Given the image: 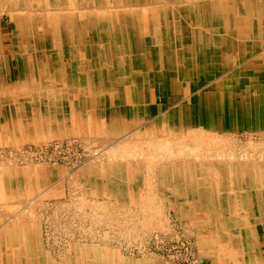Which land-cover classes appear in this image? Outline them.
I'll return each mask as SVG.
<instances>
[{
	"label": "rangeland",
	"instance_id": "rangeland-1",
	"mask_svg": "<svg viewBox=\"0 0 264 264\" xmlns=\"http://www.w3.org/2000/svg\"><path fill=\"white\" fill-rule=\"evenodd\" d=\"M224 7L230 9L227 25L221 17ZM135 16L155 27L157 38L167 46L175 41L174 26H181L189 37L207 36L213 47L221 48L223 34L236 43L232 28L238 26L237 17L248 22L264 19V0H0V85L17 82L18 94L32 96L23 107L42 110L35 119L17 118L19 103L0 96V262L2 256L15 254L12 264H108L101 254L90 261L96 257L92 252L118 249L128 264H219L218 251L208 248L203 237H217L223 230L221 209L210 202L211 208L204 211L196 197L198 216L190 214L185 209L192 201L186 169L174 177L175 165L235 156H242L237 159L241 161L242 149L247 158L258 147L255 156L261 159V121H253L252 130L250 121L241 120L245 114L236 120L224 115L205 123L207 132L199 128L193 134H176L172 123L178 113L172 111L180 110L196 88L190 89L193 75L187 80L179 67L191 64V52L165 67L151 52H107L113 20L123 24ZM90 21L96 24L92 31ZM143 21L140 31L148 36ZM136 31L131 30L132 36ZM76 46L78 52H71ZM226 49L219 58L223 64L235 57L229 56L235 47ZM46 57L59 67H47ZM213 67L202 68L212 75L205 89L231 73L227 67ZM63 68L71 77L65 84ZM166 75L183 88L159 90L163 83L171 84L164 82ZM122 86H145L151 100L138 105L133 97L123 96ZM173 94L179 98L168 101L166 96ZM67 104L77 108L79 124L75 109L66 116L71 119L65 121L67 126L64 115L59 120L54 114L45 118V109L64 110ZM9 123L14 125L6 129ZM236 187L255 198L250 183ZM204 212L207 217H199ZM259 233L264 264V229Z\"/></svg>",
	"mask_w": 264,
	"mask_h": 264
},
{
	"label": "bare ground",
	"instance_id": "bare-ground-1",
	"mask_svg": "<svg viewBox=\"0 0 264 264\" xmlns=\"http://www.w3.org/2000/svg\"><path fill=\"white\" fill-rule=\"evenodd\" d=\"M223 12H226L225 7H224V11H222V14L221 13L219 14H221V17L224 19L227 25L229 24L230 9L226 13ZM237 20H238V26L236 25L237 27L235 26L232 28L233 30L232 34H234L233 35L234 38L236 37L237 42L236 43L233 42L231 38H229L226 34H223L221 48L213 47L210 43V40L208 42L207 36H200V38H198L197 34H194V36L189 37L190 34H185L184 33L185 30L181 28V26L179 28L174 26L173 31H171V33H173V36H175V38H173L175 39V42H173L171 46H167L165 43L163 44L161 42L160 38H157L155 34L156 28L150 27L147 23L143 21V19L138 18V16H135L133 19L127 20L123 24H120L117 20H113L112 27H110L107 31L108 34L109 32L110 35L112 34L111 37L113 36V39L110 37L111 39L110 41L108 40L109 42L107 41L106 48H107V52H114V51L136 52V53L142 51L151 52V56L155 58V60H158V62L162 67L169 65L172 66L174 60H176L180 54L184 55L191 52L190 54L191 64L186 65L183 62L182 64H180L179 67L183 66L182 68H184L185 71L184 74L187 77V80H189V76L193 75L192 77H190V81L192 82L191 84L192 86L190 87V89L195 86L196 88L194 93L192 92V94L190 95L191 98L189 99V101L182 102V106L180 107V110L172 111L173 114L178 113L177 121L172 123V125L174 124L173 129L177 131L176 134L179 135L183 131L185 132L189 131V134L190 132H192L193 134L199 128L204 132H207L206 125L204 124L208 122L212 123L214 117L218 118L225 115L227 119L229 117H234V120H236V117L238 118V116L242 114H245L244 116H247V118L241 117V120L244 119V121L247 122L250 121V128H252L251 126L253 121H258V122L261 121L258 124L259 126H261V128H259L258 130L260 131V130H264V124H262L264 123V55L253 54L255 55L253 56V55H249L250 52L249 53L242 52V54H240L239 57L238 55H236L237 58L234 57L233 55L234 59L231 60L228 64L221 63L222 60L219 61L221 59L220 57L226 55L221 53L222 52L221 50L224 47L237 46L240 49L241 42L244 44L246 40L242 39L241 41H239L238 40L239 37H243L244 35L247 36L246 33L249 30H252L251 28L257 27L256 25L251 26V24L248 23L246 18L237 17ZM142 21L145 23L144 24L145 31L148 32V36L145 34L144 31L142 32L140 31V26L143 24ZM236 22L237 21L235 20V24ZM149 23L153 24L152 22ZM77 24L79 25L80 23L77 22ZM90 24H91L90 29L92 31V28H94L96 24L95 23L92 24L91 21ZM104 24H106V22ZM136 25L138 26L135 27ZM131 30H137L134 36H132ZM47 33H49V30L47 31ZM186 33H190V32L186 31ZM257 34L259 33L257 32ZM48 45H50V43H48ZM78 48L79 46H76L70 50L71 52H78ZM21 50H23V52L26 51L28 52V50L25 49L24 47ZM243 50L245 49L243 48ZM213 51H217L214 52L215 56H212L211 58L207 57L208 56L207 52H213ZM229 56L232 55L229 54ZM242 58L243 61H241ZM2 62L3 61H1L0 59V63ZM44 62H46L47 67L48 66L49 67L53 66L52 68L59 67L58 65L54 64L55 61L54 63L52 62V64L51 63L49 64L50 59L48 57H46ZM211 65H214L213 69L217 67L219 71H224L225 67H227L228 71L231 73L229 76H225V78L222 80L213 82L212 84L210 83L208 89H205L206 86L208 85L206 83L207 79L211 78L212 75H210L209 72L207 73V71L205 72L204 69L206 67L207 68L211 67ZM18 67H20L19 74H21L24 71L23 69L25 67L23 66V64L20 66L18 65ZM162 70H164V68H162ZM162 74L164 75V71L162 72ZM90 80L91 78L89 79V81ZM134 80L139 81L140 79L134 78ZM168 80L171 81V79L166 75L164 82H167ZM175 82H179V81L172 80L171 84L164 85L166 83H163L162 85L164 87L159 88L160 85H158V88L161 91L162 90L178 91L180 88H183L182 85L174 84ZM140 87L141 86H137V87L122 86V94L125 93L123 96L126 95L129 97H133L138 105L146 104L148 101L151 100L149 98L150 92L146 93V91L142 89L145 86H143L142 88ZM226 87L228 89H225ZM136 88L138 90H136ZM116 89L118 88L116 87L115 90ZM200 90L203 91L199 93L198 91ZM165 91L162 92L166 93L167 91L166 92ZM0 96H3L4 98L2 99L5 100L6 102L13 103L14 105L15 103H19V106L21 107H19V113L15 114L17 118L30 116V118L35 119L37 117H40L39 114L40 112H42V110H40L39 108H32L28 106L23 107L25 102L31 101L32 96L26 93L23 94L22 92L18 94L17 82L8 81L7 84L0 85ZM175 98L176 99L179 98L178 95L173 94L171 96L169 95L166 96V99L170 102H172V100H174ZM44 99H48V97L45 96ZM149 104L151 103L149 102ZM154 104L156 105V103ZM6 112L8 113L9 116L10 113L9 109ZM44 114H45V118H47V115L54 114L57 120H59L61 119L62 116V109L60 106L56 107L53 110L47 111L45 109ZM251 115L259 119L256 118L254 120H250V119L248 120V118H251L250 117ZM1 120L2 119H0V122ZM198 123H202L203 126H199ZM13 125L14 123H9V126H7L6 129L12 128L11 126ZM171 128L172 127H170V129ZM252 130H254V128H252ZM262 135H264V133H262ZM250 145L252 144L250 143ZM255 145L257 146V143ZM245 152L247 151L246 150L243 151V149L241 150V152H239L240 155L242 154L244 156V158L241 161L237 159L242 158V156H239V158H237V156H235L232 152L233 156H235L234 158L236 159H229V160L225 159V160H219L217 162L215 160H206L202 163L197 162L196 160L194 161L193 159L179 163L176 162L177 165H175V168L177 167L176 168L177 173L176 175H173L174 177L179 178V176L181 175V172H179L180 169H186L185 176H187L186 178L188 181L187 183H189L188 185H190L189 190L192 193V195L188 197V202H190L191 199L192 201L185 206V209L188 212H190V214L193 213V216H198L197 213L194 212L197 207L196 206L197 198H200L201 203L203 204V206L201 205L200 208L204 211L209 210L211 208L210 202L216 203L217 205L216 207L221 209V213H219L218 215L220 218H222L224 222L223 224L220 223L222 224L223 235L221 233L222 231L218 232L217 237L215 236L212 237L210 234L206 235L205 233V236L203 237L204 241L202 240L205 243V245H207L208 248L216 249L218 251L217 256H215L216 257L215 259L216 262L219 264H255L256 262L258 264H263L261 263V261H263L262 258L259 257L257 242L258 241L260 242V238H261L260 237L261 234L260 233L258 234V231L260 229H264V211H263L264 209V157L263 156L264 155L261 157V159L258 158L259 156H255L256 154L259 153V147L254 152L253 151L252 153L250 152L251 156L249 155L247 158ZM209 158H213V157H209ZM185 162L187 163V165L184 164ZM183 165H185V167H183ZM244 182L251 184L252 187L251 191L253 192V196H255V198H251L252 200L248 198L247 190L240 187L239 188L236 187V184H241ZM178 190L180 191V189ZM249 202L251 203L252 207L250 206ZM255 202H256V206L254 208ZM252 210L254 212H251ZM260 210H262L261 213H259ZM226 212L228 213V215L225 214ZM207 215L204 212V214H202L199 217L202 216L207 217ZM236 241L238 242V244H235ZM92 253L95 254L94 256L96 257L90 258V261L97 259V256L101 254L102 256L101 258L105 263L128 264L127 262L128 258L125 260L123 257L124 255H122L118 251V249L117 250L105 249L103 251H100L99 253L98 252H92ZM7 257L2 256L0 264L14 263L13 261L14 259L17 258V255L14 254L13 256L11 255Z\"/></svg>",
	"mask_w": 264,
	"mask_h": 264
},
{
	"label": "crops",
	"instance_id": "crops-1",
	"mask_svg": "<svg viewBox=\"0 0 264 264\" xmlns=\"http://www.w3.org/2000/svg\"><path fill=\"white\" fill-rule=\"evenodd\" d=\"M248 23L251 24V26H255L256 25L257 27L256 28H251L252 30H249L246 33L247 36L239 37V39H238L239 41H241L243 39V40H246V42H244V44L241 42V48L239 49V47L236 46L235 49L233 50V52H231V55L233 53V55L235 57H236V55H238V57H239L240 54H242V52H248V53L250 52L249 55H253V54H257V55L262 54V55H264V19H260V18H257V20H255V19L253 20L252 19ZM257 32L259 34H257ZM234 41H236V37L234 38ZM248 41L252 42L250 44V47H246V44H247ZM243 48L245 50H243ZM221 51L222 52H228L226 47L224 49H222ZM142 52H146V51H142ZM253 56H255V55H253ZM131 63H133V61H131ZM69 79H71V77H69ZM69 79L67 77V71L65 70V68H63V77H62L63 83L62 84H65ZM62 88L66 89L64 86ZM70 89H72V88H70ZM253 92H256V91H253ZM71 105H72V108H71V106L68 107V104H67L65 109L62 110V112H63L62 116L64 115V117H62V123H64V126H67L65 124L66 123L65 121H67V120H69V122L71 121L70 117L68 119L66 116H67L68 113L73 112V109H75V112L73 113L74 116L76 117V119H74L75 121L78 120L77 117L80 115V113L77 111V108L73 107V104H71ZM76 123L79 124L77 121H76ZM74 125H76V124H74ZM72 126H73V124H72Z\"/></svg>",
	"mask_w": 264,
	"mask_h": 264
}]
</instances>
